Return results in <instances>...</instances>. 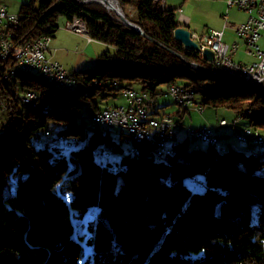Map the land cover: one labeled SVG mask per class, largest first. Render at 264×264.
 Returning <instances> with one entry per match:
<instances>
[{
	"label": "trees",
	"instance_id": "trees-1",
	"mask_svg": "<svg viewBox=\"0 0 264 264\" xmlns=\"http://www.w3.org/2000/svg\"><path fill=\"white\" fill-rule=\"evenodd\" d=\"M117 1L143 33L95 1L29 0L19 7L16 44L51 38L60 19L76 17L106 48L92 68L69 73L72 88L35 71L4 77L14 61L0 58V111L7 114L0 122V264H264V155L251 147L220 152L208 141L189 148L188 136L178 142L174 131L170 150L159 154L153 128L143 143L123 130L114 140L109 127L97 124L86 132L85 115L122 105L99 106V100L125 87L156 97L182 84L194 89L201 106L231 109L235 122L248 119L243 131L264 137V90L190 66L211 67L174 39L182 26L175 7ZM27 91L35 93L33 101L24 100ZM49 120L61 124L56 136L66 143L36 146ZM123 136L132 142L127 152ZM248 141L241 142L254 145ZM263 142L255 146L264 148ZM103 153L118 157L104 161Z\"/></svg>",
	"mask_w": 264,
	"mask_h": 264
},
{
	"label": "built area",
	"instance_id": "built-area-1",
	"mask_svg": "<svg viewBox=\"0 0 264 264\" xmlns=\"http://www.w3.org/2000/svg\"><path fill=\"white\" fill-rule=\"evenodd\" d=\"M153 1L159 8H163L166 0ZM224 2L227 7H236L247 13L246 19L234 27L237 40L229 44L223 41V35L227 28L225 21L221 28H211L201 35L190 32V37L197 43L198 52L201 56L204 49H209L213 53V59L209 61L211 70L221 74L237 75L244 80H257L260 84H264V51L258 45V41L264 33V0H224ZM179 11L180 21L185 24L186 17L181 8ZM18 16V13H11L4 4H0V53H5V60L9 58L14 61L13 67L6 70L4 77L11 75V71L15 68L37 67L42 73L51 75L57 82L75 85V78L62 76L64 66L46 55L50 41L48 35H41L35 41L24 44H16L12 41L11 38L15 35L13 29L17 26ZM223 17L225 19V16ZM62 27L68 31L84 35L88 40H91L86 32L85 23L80 18L74 17L66 21ZM238 39H241L245 45L244 53L252 57L250 63H243L233 58L240 47ZM122 95L126 100L125 105L105 106L98 112L85 115V118L102 120L104 126L106 124H125L132 139L140 143L146 142L147 136H151L148 129V126H151V129L156 131L157 137L160 138V143L169 144L173 138V118L169 115H162V119H146V112L149 111V107L154 105L160 96L168 95L182 109L195 106L201 111L200 107L194 104L195 96L191 95L190 86L182 84H170L163 93L156 97L130 87L123 88ZM25 99H35V93L32 91L25 92ZM134 116H144L145 124L132 125ZM226 124L227 120L221 118L216 124L188 126L185 128V132L189 137L215 140L216 144L217 137L212 132L217 130L219 126ZM238 139L240 141L250 139L249 141L254 145H259L263 141V137L251 129H246L239 135ZM161 152L164 151L157 150V153L160 154Z\"/></svg>",
	"mask_w": 264,
	"mask_h": 264
},
{
	"label": "rangeland",
	"instance_id": "rangeland-1",
	"mask_svg": "<svg viewBox=\"0 0 264 264\" xmlns=\"http://www.w3.org/2000/svg\"><path fill=\"white\" fill-rule=\"evenodd\" d=\"M29 0H0V3H4L7 5L8 10H12L11 13H15L19 10V7L22 3L27 2ZM166 7H175V14L176 19L179 21V24L186 27L190 32H195L198 35H201L205 32H207L210 28H221L223 23L222 15L226 11V4L223 2V7L221 9V4L218 2L211 3V0H166L165 1ZM181 7L183 15L186 17V23L183 24L180 21V11L179 8ZM231 11V9L229 10ZM60 21V20H59ZM228 21L230 22V17H228ZM64 25V24H63ZM63 28V27H62ZM230 27L228 26L225 29V38L227 39V34L229 33ZM55 33V32H54ZM225 40V39H224ZM240 43H242V40L238 39ZM104 47V46H102ZM53 48V47H52ZM65 48V47H64ZM264 49V46L262 47ZM245 45H240L236 53L233 55V58L237 61H241L243 63H250L252 61V57L248 56L244 53ZM71 51H75V49L71 48ZM105 50V47L103 49H100L98 52V55H100ZM69 60H67L66 69L68 73H72L75 70H83L86 68H92L93 62L84 63L81 64V67L78 69H72V67L69 64ZM161 88L166 89L164 86H161ZM260 90L256 89V92L258 93ZM20 95L23 94L22 92H19ZM98 100V99H97ZM200 96L198 94L195 95L194 98V104H197L201 111L196 109L195 106H191L187 109V111L183 112L182 115V108L178 106L176 103L173 102L172 98L168 95H162L158 98L157 103L160 104L158 109V115H161L163 113H168L172 115L174 118V129H175V137L174 140L180 142L184 138L187 137V134L185 132V128L188 126H196L198 124L204 125V124H216L217 121L220 118H224L227 120V125L224 127L219 128L218 130H215L212 132L213 135L217 136V141L215 144V147L220 152L225 151L228 149V147L245 151L247 147H251L253 150H255V155L260 156L264 155V148L263 147H257L255 145H250L248 143H244L239 141L238 137L241 135L244 131V127L249 126L248 119L246 118H238L236 119V122L234 121L235 116L231 109L224 108V107H211L209 105H200ZM105 103L108 104H126V100L124 96L121 93H117L115 97H108L104 101L99 100V106L104 105ZM22 105H26L23 102ZM165 104L164 106H162ZM179 110V114L177 115L175 112ZM7 119V114L3 111H0V122L5 121ZM180 119V120H178ZM235 123V125H234ZM94 123L92 122H85L86 126V132L91 133L92 127ZM61 127L60 123H57L56 121L49 120L48 121V131L45 129H41L39 131V136L34 139V143L36 146H45L51 147L52 145H63L66 143V140L57 138L56 131ZM253 131H256L252 128H250ZM122 129L119 127H109L107 128L108 133L111 135V137L114 140H118V135ZM259 130V129H258ZM258 133V131H256ZM261 135H263V132L259 130ZM123 133H127L126 131ZM264 139V137H263ZM250 140V139H249ZM187 145L189 148L191 147H199V148H205L208 144L207 141L203 140L202 138L198 137H187ZM132 145V142L128 140L126 136H123L121 140V146L123 147L124 152H127L130 146ZM264 146V142H263ZM100 157L105 160H111L113 161L116 156L115 154H110L109 156L103 154H100ZM4 192L7 193L8 185L3 184ZM199 190H202V187L199 188ZM75 228L79 233L85 232V226L81 224H77V222H74ZM86 246V245H85ZM87 254L91 257V251L88 246H86Z\"/></svg>",
	"mask_w": 264,
	"mask_h": 264
},
{
	"label": "crops",
	"instance_id": "crops-1",
	"mask_svg": "<svg viewBox=\"0 0 264 264\" xmlns=\"http://www.w3.org/2000/svg\"><path fill=\"white\" fill-rule=\"evenodd\" d=\"M215 2H218L219 4H221V9H222V7H223L222 4H223L224 0H211V3H215ZM0 4H4V3H0ZM4 5L6 6V9L8 10L7 5L6 4H4ZM230 9H231V11H229ZM8 11L12 12V10H8ZM17 12H15V13H17ZM223 16H225V19ZM228 17H230V22L228 21ZM246 17H247V13L245 11L238 9L236 7H227L226 6V11L222 15L223 23L225 21L227 27L228 26L230 27V29H229L230 31L227 34L228 38L226 39L224 37L225 32L223 35V41L226 44H229L232 41L237 40L235 33H234V27L237 24H239L240 22L244 21L246 19ZM64 23H65V20L60 19L59 27L55 31L54 35L50 38V41L48 44V50L46 51V55L52 60L59 61L64 66L65 69H66L67 60L70 61L68 65H70L72 67V69L75 70V69H78L79 67H81V64L93 62L94 59L96 58V56L98 55V52L100 51V49H103L104 47L106 48L105 44H103L99 41L92 40V39L88 40L87 37L84 35H81V34H78L75 32H71V31H68V30L62 28ZM240 45H244L243 41H242V43H240ZM258 45H259L260 49H262L264 51V49L262 48L264 46V33L261 35V37L258 41ZM102 46H104V47H102ZM71 48L75 49V51H73V50L71 51L70 50ZM65 62H66V64H65ZM66 71H67V69H66ZM164 105L165 104H163L162 106H164ZM159 106H160V104H158L156 101L155 105L150 107V109L148 111L149 115L155 116V117L163 115L164 113L161 115H158ZM152 112H153V114H152ZM198 125H201V124H198ZM219 128H221V127H219ZM148 129H151V126H148ZM152 131H153V129H152ZM173 131L176 132L174 129V126H173ZM167 148L170 150L169 144H167Z\"/></svg>",
	"mask_w": 264,
	"mask_h": 264
},
{
	"label": "bare ground",
	"instance_id": "bare-ground-1",
	"mask_svg": "<svg viewBox=\"0 0 264 264\" xmlns=\"http://www.w3.org/2000/svg\"><path fill=\"white\" fill-rule=\"evenodd\" d=\"M99 2L103 3L104 6H106L110 11H113V9L117 8L118 4L116 3L115 0H108V2H105L103 0H98ZM0 58L5 60V53H0ZM21 69L23 71H35L39 74V76L44 79V80H48L49 82L59 85V86H63V87H68V88H72L74 87V85H70V84H65V82H57L55 78L51 77V75L46 74V73H42L41 70H39V68L37 67H28L27 69H23V68H15L11 71V75L14 73V71ZM215 73H217L219 76H224L225 78H228L231 82H233L236 86H244V85H252L254 87L258 86V85H262L264 86V84H260L259 81L257 80H244L241 79L239 76L237 75H227V74H221L218 71L212 70ZM62 76H67V78H74L72 77L65 68H62ZM190 92L192 96H195V92L194 89L192 87H190ZM34 99H25V101H33ZM153 106V105H151ZM87 120L91 121L94 124L103 126V127H119L122 130H125L129 133V129L126 128L125 124H106L105 126L103 125V121L102 120H92L89 118H86ZM146 119H162L161 117H154V116H150L148 111L146 112ZM145 124V117L144 116H134L132 118V125H143ZM151 136H147V141L150 139ZM212 144H215V140H206ZM157 145L159 148V151H165V147L167 146V144L165 143H160V138L157 137ZM133 151H136L134 148L132 149ZM251 150V149H250ZM248 150V151H250Z\"/></svg>",
	"mask_w": 264,
	"mask_h": 264
},
{
	"label": "water",
	"instance_id": "water-1",
	"mask_svg": "<svg viewBox=\"0 0 264 264\" xmlns=\"http://www.w3.org/2000/svg\"><path fill=\"white\" fill-rule=\"evenodd\" d=\"M82 2L85 1H95V2H99L98 0H80ZM105 2H108V0H103ZM116 3L118 4L117 8L113 9V11L118 15L119 19L126 25H128L129 27L135 29L136 31H138L139 33H143L142 29L135 23L130 22L126 17L125 14L123 13L121 7L119 6V3L117 0H115ZM101 3V2H99ZM102 5H104L103 3H101ZM106 7V6H105ZM107 8V7H106ZM108 9V8H107ZM173 37L175 40H177L178 42H180L184 47L188 48V49H192L195 51H199V47L197 45V43L191 39L190 37V31L183 26H178L173 30ZM178 56H180L178 54ZM202 57L203 59L207 60V61H211L213 59V53L209 50V49H204L202 51ZM190 66H194L197 68H201L203 70H206L214 75H217V73H215L214 71H212L209 68H205L203 66L197 65L195 63H188ZM256 88L260 89V90H264V86L262 85H258L256 86Z\"/></svg>",
	"mask_w": 264,
	"mask_h": 264
}]
</instances>
